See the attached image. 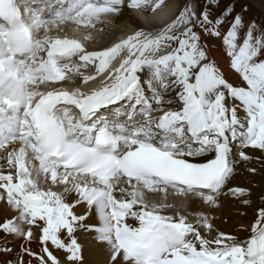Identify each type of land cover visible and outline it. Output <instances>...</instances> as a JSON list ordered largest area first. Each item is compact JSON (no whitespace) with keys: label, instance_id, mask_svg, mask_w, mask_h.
Masks as SVG:
<instances>
[{"label":"snow or ice","instance_id":"1","mask_svg":"<svg viewBox=\"0 0 264 264\" xmlns=\"http://www.w3.org/2000/svg\"><path fill=\"white\" fill-rule=\"evenodd\" d=\"M220 3L188 0L158 29L89 51L91 34L52 33L95 29L125 9L156 13L165 0H28L23 12L0 0V201L14 213L0 223V264H84L77 231L104 264H264V193L244 239L213 224L221 198L251 205L250 189L230 185L240 163L257 172L246 150L264 153V22ZM78 77L99 83L57 87ZM169 196H195L205 210L190 220ZM8 236L23 241L14 257Z\"/></svg>","mask_w":264,"mask_h":264},{"label":"bare ground","instance_id":"2","mask_svg":"<svg viewBox=\"0 0 264 264\" xmlns=\"http://www.w3.org/2000/svg\"><path fill=\"white\" fill-rule=\"evenodd\" d=\"M177 5H179L178 0L166 1L164 6L161 9H159L156 13H148V12L135 13L125 9L123 15L116 18L114 21L111 18H109V23L111 25L109 27L108 26L103 27V31H101V33L107 35L108 37H110L113 34V32H114V37L117 34L121 33L123 37L124 34H131L133 31L141 28L146 31H153L160 27L158 24H160L161 22L166 23L167 21L165 19H169L171 15L173 16L172 18H174L175 15L178 14L179 11L177 9L175 10V6ZM174 10L175 12L171 14V12ZM69 25L70 24L64 25L63 28L65 27L69 28ZM113 25H119V27L123 28L124 31L123 32L112 31L111 29H113L112 28ZM74 31H76V33L80 37H84L85 35H88V33H85L83 30H74ZM61 37H64V35H62ZM67 37L73 38L72 36H67ZM219 45L212 48V53H211L212 56L215 57L217 64H219V66L221 67L223 73L225 74L229 82L233 83L234 81L235 82L236 81L238 82V80L240 81V79H238V75L229 69L227 58L224 57L222 50L219 48ZM210 46H214V45H210ZM116 64H118V60L114 63L113 66H115ZM89 69H91V67L88 68V71ZM83 71L85 73L88 72L85 70ZM76 82H80V81L76 80ZM98 83L99 81L97 80L86 86H82L80 84L76 87H84V90L87 91L89 88L96 87ZM57 87H67L69 89L72 88L71 85L67 86V83L62 85H57ZM112 107H119V105ZM101 111L104 114H109V115L111 112V110H108L107 112H105V110H101ZM240 115L243 118V113H240ZM232 147H233L234 159H236L238 158L236 156L238 143H233ZM246 151L248 152L249 155L254 157V159L251 162H249L248 166L255 167L257 169V172L248 173L243 163L238 164L237 175L232 180L230 186L250 189L252 193L250 198L252 201L251 205H244L240 202V200L234 198H226V199L221 198L222 206L219 209L214 210L212 212V215L216 217V219L213 220V224L217 228H219L221 231H224L225 233L235 235L240 239H244L245 236L247 235V233L240 230V225H250V223L254 220L255 209L258 206H260L259 196L262 193H264V164H261L260 160L256 159L259 157H264V153H260L257 150H251V149ZM0 163H2V161H0ZM2 191L3 190H0V192ZM152 198H155L157 200L160 199L159 196H155ZM181 200L183 201V205H184V207L181 210L186 215L194 214L198 211L205 210V206H203L200 203L199 198L195 196H189L187 198H176L169 196L168 198L169 203L179 204ZM77 211L81 212L82 209L78 208ZM239 213H246V215L241 216L239 215ZM165 214H171V210H166ZM13 215L14 213L8 210L6 203L0 201V223H2L6 218H11ZM93 219H95L94 216ZM189 219L194 221L195 216L189 215ZM86 236L87 233H82L81 231H77L76 233V237L78 241L84 245L83 248L84 264H104L105 261L104 255L98 249L85 243ZM64 238L67 239L66 236H64ZM7 240L10 242L8 243L7 246L13 249L12 256L14 257L15 254L20 251V244L23 243V241L16 239L12 236H8ZM4 244H5L4 234L0 233V246H3ZM26 246L31 247L33 252H39L40 250L35 241L31 245H26ZM48 246L50 251L53 252V255H55L59 260H61V262L65 260V255L63 251L55 249L50 244V242ZM28 259L29 257L25 255L24 260L27 261ZM0 261H3V259L0 258ZM33 264H35V261L33 262Z\"/></svg>","mask_w":264,"mask_h":264},{"label":"rangeland","instance_id":"3","mask_svg":"<svg viewBox=\"0 0 264 264\" xmlns=\"http://www.w3.org/2000/svg\"><path fill=\"white\" fill-rule=\"evenodd\" d=\"M166 1H171V0H166ZM166 1H165V3H166ZM178 1H179V5L175 6V10L177 9L179 11L180 8L183 7V5L185 3L188 2V0H178ZM198 2L202 5L203 0H198ZM227 3H231V4L234 5V13H233V15H235V13H240L243 16V18L245 19V21L255 20V21H257V23L264 22V0H221L220 9H222L225 6V4H227ZM244 8H247V11L246 12L243 11ZM220 9H214L213 10V16H215L216 14H218V12H219ZM175 10L172 11L171 14L174 13ZM197 11H200V8L199 7H198ZM132 12H134V11H132ZM172 17L173 16L171 15V17L169 19H165V20L167 22H169L172 19ZM69 24L75 28V25L74 24H71V23H69ZM163 24L164 23L161 22L158 25L159 26H162ZM110 25L111 24L109 23V20L105 24L98 23V26L99 27L100 26H103V27L108 26L109 27ZM112 28L113 29H111V30L112 31H115V32L116 31L117 32H123L124 31V29L123 28H120L119 25H113ZM66 30H68V27L63 28V26H62V30L61 31L62 32H65ZM80 30H83L85 33H88V34H92V33H94L96 35L101 34L100 35L101 36V40H104L106 38H108V39L112 38L113 39V37H114V32H113V34L110 37H108L107 35L101 33L100 28H97V27L95 29L80 28ZM55 33H57V32H55ZM91 37H92V40L87 41V42H89V46L90 47L96 46L97 45V41H94L93 40L94 36H91ZM207 42H208L209 45H214V46H218L220 44V41L219 40H216L214 38H208ZM217 65H218V67H220L219 64H217ZM220 69H221V67H220ZM93 70H94L93 68L89 69V71H88V69H86L85 71H88L89 73L88 72H86V73L84 72V73L87 74V75H90V74H92ZM238 79H240V78L238 77ZM77 80L80 81V78H77ZM240 83L242 84V81L241 80L240 81L238 80V82L237 81L236 82L235 81L233 82L234 85H241ZM0 258L4 260L7 257L4 254L0 253Z\"/></svg>","mask_w":264,"mask_h":264}]
</instances>
